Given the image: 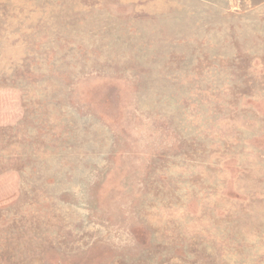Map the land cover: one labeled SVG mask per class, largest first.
<instances>
[{"label":"rangeland","instance_id":"obj_1","mask_svg":"<svg viewBox=\"0 0 264 264\" xmlns=\"http://www.w3.org/2000/svg\"><path fill=\"white\" fill-rule=\"evenodd\" d=\"M0 264H264V0H0Z\"/></svg>","mask_w":264,"mask_h":264}]
</instances>
